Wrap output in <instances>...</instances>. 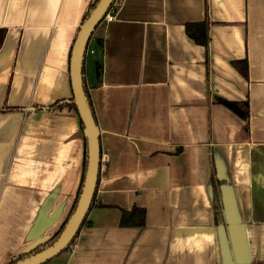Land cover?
Returning a JSON list of instances; mask_svg holds the SVG:
<instances>
[{
    "label": "crops",
    "instance_id": "0c3cea01",
    "mask_svg": "<svg viewBox=\"0 0 264 264\" xmlns=\"http://www.w3.org/2000/svg\"><path fill=\"white\" fill-rule=\"evenodd\" d=\"M91 1L0 0V264L31 248L39 225L37 238H52L81 184L79 116L46 108L72 96L70 51ZM205 10L207 62L184 30ZM112 14L82 67L95 198L73 244L44 264H264V0H118ZM221 101L247 102L249 117ZM134 207L144 226L120 227Z\"/></svg>",
    "mask_w": 264,
    "mask_h": 264
},
{
    "label": "water",
    "instance_id": "95a60500",
    "mask_svg": "<svg viewBox=\"0 0 264 264\" xmlns=\"http://www.w3.org/2000/svg\"><path fill=\"white\" fill-rule=\"evenodd\" d=\"M114 1L115 0L99 1L95 9L79 27L70 51L69 81L72 93L71 97L73 98L77 115L82 123L83 135L87 144L86 171L83 179L81 194L78 198L74 212L67 220L63 230L53 244L41 252L31 255L16 264H44L62 253L65 248L69 247L70 242L78 233L92 202L99 175L100 148L97 126L92 117L83 90L82 67L88 42L95 29L102 23ZM45 227V224H41L34 229L32 238L35 239L36 243L24 253L29 252L36 246L43 244L48 240H39L37 238L38 235L43 232Z\"/></svg>",
    "mask_w": 264,
    "mask_h": 264
},
{
    "label": "trees",
    "instance_id": "16d2710c",
    "mask_svg": "<svg viewBox=\"0 0 264 264\" xmlns=\"http://www.w3.org/2000/svg\"><path fill=\"white\" fill-rule=\"evenodd\" d=\"M100 0H92L89 4V8L88 11L86 13V15L83 18V21L81 23V25L83 24V22L88 18V16L90 15V13L95 9L96 5L99 3ZM118 0H115L113 2V4L111 5L110 10H114L115 4ZM209 19L207 16V10H205V18L203 19V21L200 22H190V23H185L184 24V30H185V34L186 36L192 40L195 44L203 47L205 49V55H206V62L208 61V46H209ZM80 25V26H81ZM5 34H6V30L3 28H0V48L3 44V40L5 38ZM92 37L90 38L88 45H87V49L86 52L89 48V43L91 41ZM99 44L102 43L101 40H98ZM232 66L245 78H247V74H248V65H247V61L246 60H237V61H233L232 62ZM83 76V73H82ZM83 90H84V94L88 103V106L90 108L92 117L95 121V116H94V112H93V108L91 105V100H90V96L88 94V89L86 88L85 84H84V80H83ZM221 104L223 106H225L227 109H229L231 112H233L235 115H237L239 118L242 119H246L249 117V105L247 102H225V101H221ZM64 107H68L70 109H74L76 111L75 105L73 103V98H69V99H61L56 101L55 103H53L52 105L48 106L46 109L49 111H54V110H59L62 109ZM42 108V107H41ZM40 108V109H41ZM81 123V122H80ZM96 124V121H95ZM81 127L82 123H81ZM86 157H87V144H86V140L84 139V161H83V171H82V179H81V184L79 186L78 192L76 194L75 200L73 202L72 208L66 218V220L64 221V223L62 224V226L59 228V230L53 235L52 238L48 239L46 242H44L43 244H40L38 246H36L34 249L30 250L27 253H21L19 255H17L16 257H14L13 259H11L7 264H16L17 262L28 258L31 255H34L36 253L41 252L42 250L46 249L47 247L51 246L53 244V242L57 239V237L59 236V234L61 233V231L63 230L67 220L69 219V217L72 215V213L75 210L78 198L81 194V189H82V185H83V179H84V175H85V171H86ZM97 183H98V178H97ZM97 183H96V187H97ZM222 182L215 180V182L213 181V209H214V217H215V223L218 226L223 227L226 230L227 224L225 222V218H224V208H223V204H222V200H221V196H220V192H219V186L221 185ZM96 187H95V191H96ZM95 191H94V195H93V199L92 202L90 204L89 210L83 220V223L81 225V227L86 223V219H87V215L93 205V201L95 198ZM145 224V210L141 209V208H137L134 207L132 208L130 211H122L121 213V217H120V221H119V225L120 227H143ZM80 227V229H81ZM79 229V230H80ZM79 233V231H78ZM78 233L76 234V236L74 237V239L70 242L71 246L75 240V238L77 237ZM68 248V247H67ZM67 248H65L63 251L67 250Z\"/></svg>",
    "mask_w": 264,
    "mask_h": 264
},
{
    "label": "built area",
    "instance_id": "2783aa9c",
    "mask_svg": "<svg viewBox=\"0 0 264 264\" xmlns=\"http://www.w3.org/2000/svg\"><path fill=\"white\" fill-rule=\"evenodd\" d=\"M112 11L113 10L108 11V13L105 15L103 21H105V22H111L113 20ZM91 53H92V51H91Z\"/></svg>",
    "mask_w": 264,
    "mask_h": 264
},
{
    "label": "rangeland",
    "instance_id": "374dc122",
    "mask_svg": "<svg viewBox=\"0 0 264 264\" xmlns=\"http://www.w3.org/2000/svg\"><path fill=\"white\" fill-rule=\"evenodd\" d=\"M91 42V41H90ZM90 48V47H89ZM88 52H89V50H88ZM89 56H88V54H87V58H88Z\"/></svg>",
    "mask_w": 264,
    "mask_h": 264
}]
</instances>
